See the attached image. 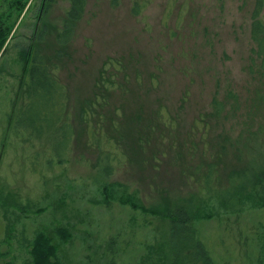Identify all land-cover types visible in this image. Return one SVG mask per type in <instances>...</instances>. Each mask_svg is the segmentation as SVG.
Returning <instances> with one entry per match:
<instances>
[{"label": "rangeland", "instance_id": "374dc122", "mask_svg": "<svg viewBox=\"0 0 264 264\" xmlns=\"http://www.w3.org/2000/svg\"><path fill=\"white\" fill-rule=\"evenodd\" d=\"M15 1L0 0L9 29L0 52V264H34L39 237L56 252L48 264H205L194 234L173 237L170 219L179 207L209 210L200 169L220 164L221 192L252 164L248 149L238 158L240 142L256 130L264 145V105L247 130L229 98L257 83L249 73L255 0H147L139 15L137 0H87L66 44L57 33L70 0L47 12L42 0H24L21 10ZM32 44L68 91L74 137L65 163L57 134L46 144L42 127L26 125L20 110L19 59ZM91 127L101 142L91 141ZM221 229L218 218L205 222L207 248L220 253L221 244L242 264ZM145 243L150 251L139 252Z\"/></svg>", "mask_w": 264, "mask_h": 264}, {"label": "trees", "instance_id": "16d2710c", "mask_svg": "<svg viewBox=\"0 0 264 264\" xmlns=\"http://www.w3.org/2000/svg\"><path fill=\"white\" fill-rule=\"evenodd\" d=\"M57 0H42L43 9L47 12L48 8ZM150 0H148L149 2ZM18 8L21 10L25 6L24 0H16ZM147 0L136 1L132 7V14L139 15L145 8ZM87 6V0H70V7L67 9L66 16L63 20L62 28L57 33L59 44L68 43L76 33L78 22L82 19ZM9 33L8 27L0 19V52L2 51L7 41ZM250 67L249 73L257 83L250 85L247 96L240 93H232L229 98H232V111L234 114L247 117L245 125L247 130H251L256 123L255 120L260 118L259 110L264 105V0H255L254 6L250 12ZM50 56L42 53L41 49L32 44L21 52L19 59L24 77L23 84V104L21 113L25 112V124L28 126H41L42 139L46 144H50L52 134H57L59 140L60 154L59 163H65L71 151L74 129L69 118L68 110V91L55 73L54 65L50 62ZM22 77V78H23ZM244 112V113H243ZM20 113V112H19ZM87 110H84L83 115L86 116ZM102 128V127H101ZM263 124L257 131H262ZM253 131V130H252ZM256 131V130H255ZM251 132L250 136L241 141L237 147L238 155L242 161V154L245 150H249L251 155V163L245 164V167L240 168L230 175V185L223 191H216V187L221 180L220 164L217 162L209 163L206 170L200 169L198 179L200 184L206 190L207 196L204 195L203 201L208 202L209 210L197 212V207L190 208L179 207L175 214H171L174 218L170 221V231L173 237L182 236L184 240L189 231L194 234L191 238L195 239V247L201 254L205 264H233L232 256L230 257L228 249L220 243V253L215 248H207L208 235H204L202 227L205 222L218 218L221 229L225 234V230L234 239L236 252L240 257L242 264H264V145L258 140L259 132ZM101 133V131H100ZM91 141L103 140V136H98L96 127H91ZM251 140L249 143L247 140ZM225 152V148L221 151ZM60 156V155H58ZM111 155L107 154L105 159L107 174H110ZM218 157V155H217ZM107 185L104 186L103 192L108 191ZM209 195V197H208ZM208 197V198H207ZM108 203V200L105 199ZM133 206V205H132ZM211 207H213L212 210ZM135 211H139L138 206L132 207ZM233 219V222L230 220ZM232 227H235L237 234L233 235ZM202 232L201 237L198 236ZM189 238V237H188ZM149 241V239H148ZM223 241V238H221ZM42 242V243H41ZM171 247L174 254L178 253V243ZM47 241L41 237L33 242L32 255L35 259H40L41 264H48L47 255H55L56 252L46 245ZM149 243V242H148ZM187 248V244L185 242ZM149 247V244H143L139 247V252ZM149 247V251H150ZM212 252L213 257L209 254L204 255V252ZM215 252V253H214ZM141 254V253H138ZM38 264V261H36ZM236 264V263H235Z\"/></svg>", "mask_w": 264, "mask_h": 264}]
</instances>
